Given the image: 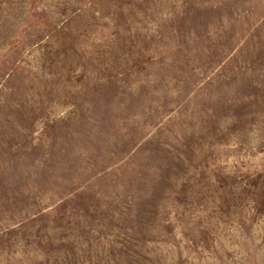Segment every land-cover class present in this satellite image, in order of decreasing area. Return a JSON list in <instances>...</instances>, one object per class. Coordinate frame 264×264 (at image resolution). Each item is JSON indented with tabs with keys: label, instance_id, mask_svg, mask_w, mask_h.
<instances>
[{
	"label": "rangeland",
	"instance_id": "obj_1",
	"mask_svg": "<svg viewBox=\"0 0 264 264\" xmlns=\"http://www.w3.org/2000/svg\"><path fill=\"white\" fill-rule=\"evenodd\" d=\"M0 264H264V0H0Z\"/></svg>",
	"mask_w": 264,
	"mask_h": 264
}]
</instances>
